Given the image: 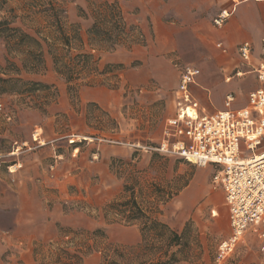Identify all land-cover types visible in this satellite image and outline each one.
<instances>
[{"label":"rangeland","instance_id":"374dc122","mask_svg":"<svg viewBox=\"0 0 264 264\" xmlns=\"http://www.w3.org/2000/svg\"><path fill=\"white\" fill-rule=\"evenodd\" d=\"M116 1L129 35L113 51H92L101 60V70L107 65L122 64L129 54L135 56L130 68L139 67L143 58L169 61L178 70L200 66L207 59L201 31L217 27L215 19L226 0H39L34 12H39L42 4L66 11L67 25L79 26L84 48L89 51L88 30L94 24L95 10L105 2ZM30 2L33 0H8L0 11V21L16 15L18 19L11 27H21L38 38L35 30L29 28L33 26L32 19L25 18L31 15L27 5ZM48 14L35 15L34 28L48 26ZM14 46V41L7 44L0 35V68L7 69V61L22 67ZM138 56L143 58L139 61ZM44 59L45 73L23 71L20 78L50 89L0 92V229H14L20 207L15 195L19 196L18 190L28 184L31 188L40 187L47 208L59 205L65 214L75 218L71 225L58 224L57 238L32 246V264H58L59 248L67 246L73 253L82 240L94 244L90 235L71 234L62 239V228L90 233L103 229L108 242L118 246L132 263H148L162 257L165 238L176 233L182 239L170 248V253L175 254L173 264H218V247L231 236V227L224 192L212 184L213 167H199L154 150L175 106L174 80L161 76V65L157 63L151 67L158 76L151 72L149 76H133L134 83L127 82V76H122L129 69L125 66L117 72V88L83 87L75 98L69 94L66 81L56 73L45 44ZM8 69L2 72L9 74L11 68ZM105 76L109 78L107 84L117 83L113 75ZM0 77L16 78L1 73ZM91 89L103 92L100 102L83 99V93ZM216 100L222 105L221 96ZM36 130L44 145L34 140ZM15 165L14 174L10 170ZM183 183L187 186L178 191ZM133 196L152 220L165 225L157 235L143 233L144 221L131 226L106 223L105 205ZM162 196L168 198L167 203H161ZM214 211L219 216H213ZM68 238H73L72 242L63 244ZM1 243L0 264H26L22 257L24 245L21 250L17 246L3 247ZM261 246L256 234L249 233L221 264H264ZM62 258L61 263L68 264L67 258ZM102 261L103 254L96 252L86 257L84 264Z\"/></svg>","mask_w":264,"mask_h":264},{"label":"trees","instance_id":"16d2710c","mask_svg":"<svg viewBox=\"0 0 264 264\" xmlns=\"http://www.w3.org/2000/svg\"><path fill=\"white\" fill-rule=\"evenodd\" d=\"M38 1L39 0H33V2L27 4L31 11V15L25 16V18L32 19L33 26L29 28L35 30V34L39 39L29 34L21 27H11L18 19L16 15L0 21V35L7 44H10V41H14V47L18 49V59L22 65L20 68L15 63L7 61L8 68H11L9 74L2 72V70L7 72L9 70L8 68H0L1 74L5 76H16V78L10 77L8 79L0 77V83L3 84V86H0V92L8 93L22 91L19 93H23L24 91L29 92L31 90H37V88H41L42 90L50 89L48 85L25 81L20 78L23 71L31 74L45 73L47 71L44 59V44L49 48V54L53 59L56 73L66 81L71 96L76 98L78 92L83 87L109 86L111 89L117 88L120 76L117 72H121L124 69L123 65H107L104 70H101V60L100 58H96L92 51H113L118 46H122L123 43H121V41L125 37H128L127 24L124 20L119 2H105L99 5L95 10L94 24L88 30L89 51H87L84 48L79 26L76 24L67 25V19L64 15L66 11L57 9L52 4H42L43 8H38L39 12H34V9L39 7ZM7 2L8 0H0V11ZM11 12H13V10H11ZM42 12L49 13L48 19L50 22H48V26H36V28H34V23L36 21L35 15ZM77 43L79 44L78 47L75 46ZM74 51L78 53L74 55ZM105 75H113L112 79H116L117 83L112 86L107 84L106 82L109 78L107 79ZM100 77L105 78L101 80ZM186 186L187 183H183L178 188V191ZM128 191L129 187L126 185L125 193ZM160 201L165 204L168 202V198L166 199L165 196H162ZM104 219L108 225L124 224L126 226L135 225L140 221H144L142 224V231L145 235L153 233L157 235L161 232V230H159L161 227L165 228V225L159 223L157 220H152L148 211L141 206L134 196L130 199H115L105 205ZM60 233L62 239L69 237L71 234L76 236L90 235L89 240H93L94 244H87L86 242H88V239L85 241L82 240L73 253L70 252L67 246L59 248L60 257L57 259L58 264H62L60 260L63 259L62 257L67 258L69 261L68 264H84L85 258L96 252L103 254V261L101 264H173L175 261V254L170 253V248L177 245L182 239L176 233H172L171 238H165L167 244L165 245L166 250L162 254V257L160 256L148 263H132L125 258V254L119 250L120 248H118V246L108 242V237L103 229H97L90 233L85 230L75 232L72 229L62 228ZM70 239L73 240V238ZM70 239L63 244H70L72 242ZM163 258L168 260H163Z\"/></svg>","mask_w":264,"mask_h":264},{"label":"built area","instance_id":"2783aa9c","mask_svg":"<svg viewBox=\"0 0 264 264\" xmlns=\"http://www.w3.org/2000/svg\"><path fill=\"white\" fill-rule=\"evenodd\" d=\"M229 17L230 12L222 11L215 25L222 26ZM239 51L249 61L253 45L245 42ZM262 57L255 71L264 83V40ZM198 74L195 67L183 70L176 92L177 114L167 119L163 139L154 150L199 167H213L212 184L224 192L231 227V236L218 247V264L231 257L249 233L261 240L264 254V89L249 94L246 108L209 115L200 111L191 91ZM40 134L36 130L34 140L44 145Z\"/></svg>","mask_w":264,"mask_h":264},{"label":"crops","instance_id":"0c3cea01","mask_svg":"<svg viewBox=\"0 0 264 264\" xmlns=\"http://www.w3.org/2000/svg\"><path fill=\"white\" fill-rule=\"evenodd\" d=\"M240 1L241 4L237 5L233 0H226L222 4L221 12H230L229 19L220 27H207L201 31L202 40L206 46L207 59L200 66H191L199 70L191 91L199 102L200 111L205 114L214 115L219 112L246 108L249 105V94L258 89H264V83L259 81L255 71L263 62L264 0ZM245 42L253 45L249 61H244L239 51L240 45ZM142 58L143 56L137 57L139 61ZM134 60V54H129L127 59L125 58L121 62L123 67L128 68L129 66L125 74H122V76H127V82L134 83L133 76H149L151 72L158 76L157 70H153L151 67L157 63L161 65L160 75L168 76L170 81L174 80L175 106L167 119L175 117L180 105L176 92L183 70H178L177 67H172L169 61L159 58H143L139 67L130 68L131 62ZM237 73L242 75L239 77ZM223 87H227V90L222 91ZM101 93L103 92L87 90L83 93V99L100 102ZM218 96H221L222 105L217 103L216 97ZM229 96H233L232 101H229ZM163 134L164 129L161 140ZM83 138L87 139V137ZM16 167L17 165L11 168V173L17 172L16 169L15 172H12V169ZM39 191L40 187L31 188L28 187V184L18 190L19 196H15L17 200H20V207L15 214L14 229L3 231L0 229V242L3 247L17 246L22 250V245L25 246L22 257L25 258L26 264H32V246L35 243L57 238L58 224L71 225L75 219L73 216L65 214L59 205L47 208Z\"/></svg>","mask_w":264,"mask_h":264},{"label":"bare ground","instance_id":"6f19581e","mask_svg":"<svg viewBox=\"0 0 264 264\" xmlns=\"http://www.w3.org/2000/svg\"><path fill=\"white\" fill-rule=\"evenodd\" d=\"M241 4V2H239V3H237V5H240ZM82 138V137H81ZM84 139V138H83ZM78 140V139H77ZM71 142V141H70ZM206 167H208V166H206ZM213 216H215V217H217V216H219V213L217 212V211H214V213H213Z\"/></svg>","mask_w":264,"mask_h":264}]
</instances>
